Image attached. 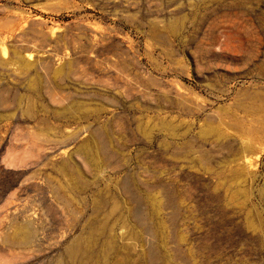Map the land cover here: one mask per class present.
<instances>
[{
    "label": "rangeland",
    "instance_id": "1",
    "mask_svg": "<svg viewBox=\"0 0 264 264\" xmlns=\"http://www.w3.org/2000/svg\"><path fill=\"white\" fill-rule=\"evenodd\" d=\"M0 38L42 75L0 66V264H56L103 226L94 250L108 236V264H140L115 203L144 218L150 264H264V0H0ZM104 128L124 153L91 165Z\"/></svg>",
    "mask_w": 264,
    "mask_h": 264
},
{
    "label": "bare ground",
    "instance_id": "2",
    "mask_svg": "<svg viewBox=\"0 0 264 264\" xmlns=\"http://www.w3.org/2000/svg\"><path fill=\"white\" fill-rule=\"evenodd\" d=\"M16 23H14L15 25ZM13 25V26H14ZM17 25V24H16ZM27 36V35H26ZM44 38V37H43ZM19 39V38H18ZM27 40V39H26ZM3 41L1 38H0V45L3 44ZM17 42V41H16ZM2 47V46H1ZM24 48V47H23ZM26 49V48H25ZM2 51V50H1ZM3 52V51H2ZM14 52V51H13ZM1 53V52H0ZM2 54V53H1ZM0 54V66H4L5 68H7L8 65H10L11 63V66L15 67V69H20V70H23V69H26L27 67L31 66L33 67L34 69V75L35 77H32V73H27L25 74V79L29 80V88L32 90H37V87H38V81L41 79L40 77L42 75H40V73L37 71L39 70L40 68H38V65L37 63H29L25 60H23V57L21 58L19 55L17 58H20L21 59V62L19 60H17L18 62H20V65L16 64L18 62L15 61H10L9 59H7L8 57H6V55H1ZM34 58V57H33ZM30 60V59H29ZM48 60V59H47ZM50 62V61H49ZM39 64V63H38ZM45 65V68L49 70V72H51V75L53 76V78L55 79V84L54 86L56 85V88L57 87H61L63 84L61 83V80H63L65 77L67 78V76H69V70L67 69H55L53 70L52 68H50L48 62H45L44 63ZM52 64V63H51ZM10 66V67H11ZM40 66V65H39ZM35 67V68H34ZM68 67V66H67ZM65 67V68H67ZM9 69V68H8ZM7 69V71H8ZM12 69V68H11ZM14 69V68H13ZM12 71H15L13 70ZM28 69V68H27ZM26 69V70H27ZM43 69V68H42ZM6 70V69H4ZM25 70V71H26ZM0 71L3 72V70H1V67H0ZM6 71V72H7ZM19 71V70H18ZM33 71V70H31ZM16 72V71H15ZM28 72V71H27ZM43 72V71H42ZM5 73V72H4ZM8 73V72H7ZM18 73V72H17ZM20 73V72H19ZM18 73V75H19ZM2 74V73H1ZM12 74L14 75V73L12 72ZM17 75V77H19ZM10 78V76H9ZM12 78V77H11ZM45 78V76L43 77ZM52 80V78H51ZM43 81V80H42ZM45 82V80H44ZM42 83V82H41ZM33 86V87H32ZM36 86V87H35ZM63 89H64V85L62 86ZM5 88V87H4ZM2 88V89H4ZM39 88V87H38ZM62 90V89H61ZM4 91V90H3ZM39 91V90H38ZM41 91V90H40ZM63 96V95H62ZM59 112H63V113H66V112H69V106L67 107H64L62 110H60ZM70 113V112H69ZM71 114V113H70ZM69 114V115H70ZM68 115V114H67ZM83 145L85 146L84 148L86 149L85 153H86V158L87 160H89L90 164L91 165H95L97 163V166H98V163H101V162H105L106 159H108L109 157H113L115 159H118L119 156L121 154L124 153V148L123 146H119L118 144H116L114 142V137L112 135V133L110 132V130L108 128H104V129H96V130H93L91 132V136L88 138V140H86ZM121 157V156H120ZM204 159V158H203ZM202 160V159H201ZM200 160V161H201ZM107 161V160H106ZM204 162V161H203ZM106 165V163H104ZM103 164V165H104ZM109 165V164H108ZM100 166V165H99ZM62 171H64L68 176L70 174V178L73 179L74 181V185L78 186L80 188V186L82 187L83 185H85V180H84V177H83V174H82V171H81V168H80V165L78 166L77 164H72L70 161H67L63 164V167H62ZM63 172V173H64ZM88 183V182H87ZM138 187V186H137ZM77 188V187H76ZM116 188L117 190H120L121 193H126L128 192L130 189L128 188V185L127 183H123V184H118L116 185ZM78 189V188H77ZM86 189V188H85ZM82 190V189H81ZM104 195V194H103ZM102 195V196H103ZM152 195V194H151ZM131 196V195H130ZM101 197V196H100ZM99 197V198H100ZM104 197V196H103ZM106 197V195H105ZM104 197V199H105ZM128 198V197H127ZM101 199V198H100ZM105 200H108V199H105ZM104 200V201H105ZM115 202V200H113ZM94 202H95V199H94ZM100 203L98 204H103L101 201H98ZM113 202V203H114ZM104 203H106L108 205V203L105 201ZM165 203V202H164ZM93 204V203H92ZM96 204V203H95ZM116 205L114 207H111V209H108V210H111L110 212L112 213H107L106 215L110 214L113 216L114 214H119L122 218V221H123V229L124 231H126L127 233L129 232V238L127 236V239L129 241H132L134 244H139L138 246V250H137V256H133L131 254H125V257L128 258V260L130 262H138L140 264H150L155 256H154V253H152L149 248L145 245V242L143 239L140 240V232L138 234H135L137 232H130L132 225H138V226H141L143 223H142V219L144 218H140L137 217L136 215L135 216H131L130 215H127V216H124V214H121V206H118L119 204L118 203H115ZM105 205V204H103ZM103 205H99V206H102L101 207V210H103L102 208L104 207ZM164 205L163 202H159V204L156 206V214L160 211L161 208H164ZM94 208H95V205L93 204ZM113 206V205H111ZM98 207V206H97ZM99 209V207H98ZM96 209V210H98ZM105 209V208H104ZM95 210V211H96ZM100 210V209H99ZM129 212L131 211L130 208H128ZM123 211V210H122ZM100 212V211H99ZM107 212V210L105 211V213ZM135 212V211H134ZM98 213V212H97ZM131 213V212H130ZM133 213V212H132ZM97 215V214H95ZM94 215V216H95ZM106 215L104 217H106ZM133 215V214H132ZM108 216V217H109ZM119 216V217H120ZM153 216V215H152ZM104 217L102 218L103 222H104ZM142 217V216H141ZM101 219V217H100ZM107 219V218H106ZM105 219V220H106ZM110 219V218H108ZM107 219V220H108ZM120 219V218H119ZM106 220V222H107ZM98 221V220H97ZM96 221V222H97ZM129 221V223L127 222ZM101 222V221H100ZM105 223V222H104ZM103 223V224H104ZM108 223V222H107ZM128 223V224H127ZM164 227H165V224L164 222H162ZM97 224L94 222V225ZM102 224V225H103ZM121 224V225H122ZM92 225V224H91ZM101 224H99L100 226ZM105 225H107L105 223ZM146 225V224H145ZM96 226V225H95ZM144 226V225H143ZM159 226V225H158ZM29 227V226H28ZM27 226H20L18 228L19 230V241L21 242H28L29 239L31 238V236L33 235V232L32 230H30V228H28ZM90 227H93V226H90ZM142 227V226H141ZM160 227V226H159ZM97 228V227H96ZM105 226L101 227L100 229H94V228H90V233L93 234L92 238L93 239H96V238H103V234L105 233L106 231V228ZM144 228V227H143ZM145 229V228H144ZM133 230V229H132ZM123 231V232H124ZM164 231V230H163ZM125 233V232H124ZM126 233V234H127ZM145 233V232H144ZM86 234V233H85ZM125 234V235H126ZM87 235V234H86ZM110 235H111V232H110ZM109 235V236H110ZM123 235V233H122ZM146 235V234H145ZM91 235L89 234L88 237H90ZM81 237V236H80ZM108 237V236H107ZM107 237H104V239L106 241H104L103 239V247L101 248L100 252H96L93 248V243H94V240H90L87 244H84V243H81L80 240H75L71 243H69L65 249H64V255L63 257H61L60 259H57L56 261V264H108L110 262V259L113 257L114 253H115V257L121 255V249H119V247H117V245L112 242L111 240H109V238ZM82 239V237H81ZM97 240V239H96ZM128 240H126V245L129 246L131 242H128ZM86 241V240H85ZM121 241V240H120ZM125 241V240H123ZM141 241V243H140ZM97 242V241H96ZM129 243V245H128ZM92 244V245H90ZM124 244V242H123ZM134 244H131V245H134ZM130 245V246H131ZM131 248V247H130ZM159 254V252H158ZM124 255V254H123ZM160 255V254H159ZM161 257V256H160ZM116 259V258H115ZM116 261V260H115ZM123 262V260H122Z\"/></svg>",
    "mask_w": 264,
    "mask_h": 264
}]
</instances>
